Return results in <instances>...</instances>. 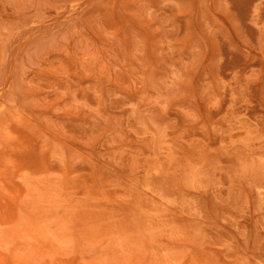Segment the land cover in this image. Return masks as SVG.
Segmentation results:
<instances>
[{
    "label": "rangeland",
    "instance_id": "374dc122",
    "mask_svg": "<svg viewBox=\"0 0 264 264\" xmlns=\"http://www.w3.org/2000/svg\"><path fill=\"white\" fill-rule=\"evenodd\" d=\"M0 264H264V0H0Z\"/></svg>",
    "mask_w": 264,
    "mask_h": 264
}]
</instances>
